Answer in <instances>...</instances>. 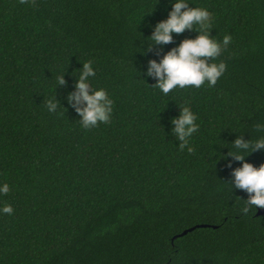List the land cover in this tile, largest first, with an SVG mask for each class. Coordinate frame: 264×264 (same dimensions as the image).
Listing matches in <instances>:
<instances>
[{
    "label": "trees",
    "instance_id": "16d2710c",
    "mask_svg": "<svg viewBox=\"0 0 264 264\" xmlns=\"http://www.w3.org/2000/svg\"><path fill=\"white\" fill-rule=\"evenodd\" d=\"M193 4L212 13L210 35H231L216 58L226 68L213 86L163 94L148 59L196 35L147 47L167 0H0V203L13 207L0 264H264V212L240 211L248 194L231 188L240 162L225 146L264 121V0ZM85 60L113 101L88 129L65 99ZM184 104L199 125L192 152L169 131ZM245 159L258 166L264 150Z\"/></svg>",
    "mask_w": 264,
    "mask_h": 264
},
{
    "label": "clouds",
    "instance_id": "9594fccd",
    "mask_svg": "<svg viewBox=\"0 0 264 264\" xmlns=\"http://www.w3.org/2000/svg\"><path fill=\"white\" fill-rule=\"evenodd\" d=\"M171 7L165 18L158 20L147 36V47L163 46L173 40V33L179 34L185 29L195 30L194 37H186L170 47L159 59L150 58L143 69L146 76L155 78L152 84L167 94L173 88H183L191 85L200 87L203 83L215 85L217 79L224 73V60H217L222 50L231 42V35L225 33L220 39L209 34L212 25V13L203 6H189V0H167ZM73 89L67 92L65 99L78 114L81 128L95 127L98 123H108L113 111V101L103 87L93 88L92 78L95 69L91 60H85L77 68ZM64 73V72H63ZM63 73L56 78V86L64 85ZM55 86V87H56ZM48 112L57 111L60 101L56 96L44 101ZM178 114L171 116L169 131L179 141L178 148L192 152L189 138L198 129L196 114L187 104L179 105ZM258 135L254 138H243L240 134L230 141L227 155L239 161V165L231 167V188L243 189L248 195L241 205L240 211L247 214L249 206L264 207V162L258 166L247 161L245 156L253 150H264V121H258L253 126ZM233 132V131H232ZM235 133V132H234ZM224 154V153H223ZM225 155V154H224ZM9 192L7 182H0V195ZM13 207L9 203H0V214H12Z\"/></svg>",
    "mask_w": 264,
    "mask_h": 264
},
{
    "label": "water",
    "instance_id": "95a60500",
    "mask_svg": "<svg viewBox=\"0 0 264 264\" xmlns=\"http://www.w3.org/2000/svg\"><path fill=\"white\" fill-rule=\"evenodd\" d=\"M261 212H264V207H258L257 208L256 213H261ZM200 225H205V224H195V225H192L190 227H187V228L183 229L182 231H180L179 233L174 234L173 237L178 236V235H181V234H184L187 231L191 230L193 227L200 226Z\"/></svg>",
    "mask_w": 264,
    "mask_h": 264
}]
</instances>
